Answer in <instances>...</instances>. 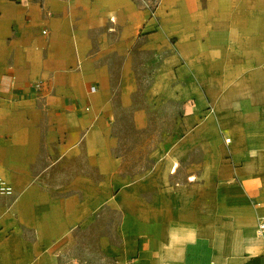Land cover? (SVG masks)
<instances>
[{
  "label": "crops",
  "instance_id": "0c3cea01",
  "mask_svg": "<svg viewBox=\"0 0 264 264\" xmlns=\"http://www.w3.org/2000/svg\"><path fill=\"white\" fill-rule=\"evenodd\" d=\"M207 3L190 28L186 0H164L154 29L134 0H0V176L13 187L0 264H58L77 242L100 253L80 264H264L259 0ZM164 99L187 103L153 134Z\"/></svg>",
  "mask_w": 264,
  "mask_h": 264
},
{
  "label": "rangeland",
  "instance_id": "374dc122",
  "mask_svg": "<svg viewBox=\"0 0 264 264\" xmlns=\"http://www.w3.org/2000/svg\"><path fill=\"white\" fill-rule=\"evenodd\" d=\"M137 6L138 10H143L147 13V17H146V21L147 20H151L153 22L154 25V29H158L161 27V12L164 10V0H134ZM260 1L259 0V9H257V12L259 13H253L252 15H249V20L252 22V25L255 26L256 23H259V27L262 26V23L264 25V19L261 17L262 12L264 11V7L260 5ZM208 0H186V7L184 10V13L188 16L189 19V25L190 28H195L196 27V17L195 14L199 11L202 10H207L208 8ZM262 3V2H261ZM263 4V3H262ZM166 9H168V11L175 9V5L172 6H167ZM252 9H255V7H252ZM259 16V17H256ZM146 23H142L138 25L137 28V34L138 36H142L145 35L146 33ZM172 43L175 42L174 38H171L170 40ZM140 58L142 59L141 61L144 64H147L148 61L152 62V65H154V63L156 62L155 59V55L153 54V52L147 51V52H143V53H139ZM154 66L152 67H139L138 70L141 72V74H139V78L141 79V82L138 83L139 86V91L142 92L144 90H147L150 84V80L153 78V70H154ZM171 85L174 86V84L172 83ZM183 85L185 86V88H190L191 85H193L194 87H197L200 92H202L201 90V86L202 89L205 91V84H199V83H194V82H190L185 80L183 82ZM201 85V86H200ZM166 101V102H165ZM188 103H191L192 100L191 98L189 100H187ZM146 102V107H148L147 104V97H145L144 95H141V93H137L136 94V103L137 105H141L143 103ZM164 103V104H161ZM161 103H152L151 107H150V114H151V122L153 123L152 128H153V134L157 133L159 131V127L160 124H164L167 123V125H163V126H167V131L170 134L171 133V127L174 125L175 120L177 117L182 115V108H185V103L182 104V102L178 101L175 102L173 100H162ZM123 122L125 124H131V121L129 119V117H126ZM157 131V132H156ZM137 133L133 130H126L123 132V135L125 137H127L129 139V137H137ZM163 133V132H162ZM200 156H202V153L200 152L199 154ZM231 166H235L239 165V161L235 160V162L233 163V161L230 159L229 160ZM186 166V164H184ZM249 196L248 198H251L253 196H256V190L249 192ZM91 231H89V233H86V239H92L94 238L93 236L95 235V231L93 230V236L90 234ZM79 238V237H78ZM84 238V237H81ZM80 254H100L99 250H97V244L94 242H77V243H73L70 247H68L63 254H60V260L58 262V264H80L81 262L79 261V255ZM247 255H255L254 254H247Z\"/></svg>",
  "mask_w": 264,
  "mask_h": 264
},
{
  "label": "built area",
  "instance_id": "2783aa9c",
  "mask_svg": "<svg viewBox=\"0 0 264 264\" xmlns=\"http://www.w3.org/2000/svg\"><path fill=\"white\" fill-rule=\"evenodd\" d=\"M38 87L40 86L39 83L36 84ZM94 89V87L92 88ZM227 142H230V138H226ZM13 192V187L6 179L0 176V195H8ZM264 233V215H262L258 220L257 226V235L261 236Z\"/></svg>",
  "mask_w": 264,
  "mask_h": 264
}]
</instances>
